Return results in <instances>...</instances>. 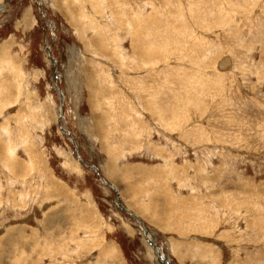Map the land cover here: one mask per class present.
<instances>
[{
    "label": "rangeland",
    "instance_id": "rangeland-1",
    "mask_svg": "<svg viewBox=\"0 0 264 264\" xmlns=\"http://www.w3.org/2000/svg\"><path fill=\"white\" fill-rule=\"evenodd\" d=\"M0 264H264V0H0Z\"/></svg>",
    "mask_w": 264,
    "mask_h": 264
},
{
    "label": "bare ground",
    "instance_id": "bare-ground-1",
    "mask_svg": "<svg viewBox=\"0 0 264 264\" xmlns=\"http://www.w3.org/2000/svg\"><path fill=\"white\" fill-rule=\"evenodd\" d=\"M47 47H49V46H47ZM50 56H51V54H50ZM51 58H52V56H51ZM53 59V58H52ZM60 93V92H59ZM59 95V94H58ZM60 97V96H59ZM61 102V101H60ZM60 105H62V103H60ZM61 107V106H60ZM61 117V116H60ZM63 126V125H62ZM61 128V130L63 131V132H65L66 134H68V136H69V138H70V141L74 144V140H73V138H72V135L66 130V128L65 127H60ZM63 128L65 129V131L63 130ZM76 156L78 157V160L79 161H81L85 166H87L88 168H90V169H92V170H94V171H96V169L95 168H93L92 166H90L86 161H84L83 159H81L80 157H79V155L78 154H76ZM109 186H111L110 184H108ZM133 218H135L134 216H133ZM136 219V218H135ZM139 221V220H138ZM139 223L141 224V227H142V229H144V231H145V235L147 236V238H148V240L150 241V244L154 247V251L156 252V254L158 255V257H159V254L161 255V258H162V252L160 251V249L156 246V244H155V241H154V235L146 228V226L144 225V224H142L140 221H139ZM164 257V256H163ZM164 260L166 261V262H168V259H166L165 257H164Z\"/></svg>",
    "mask_w": 264,
    "mask_h": 264
},
{
    "label": "water",
    "instance_id": "water-1",
    "mask_svg": "<svg viewBox=\"0 0 264 264\" xmlns=\"http://www.w3.org/2000/svg\"><path fill=\"white\" fill-rule=\"evenodd\" d=\"M88 166V165H87ZM122 209V208H121ZM162 262V261H161Z\"/></svg>",
    "mask_w": 264,
    "mask_h": 264
}]
</instances>
